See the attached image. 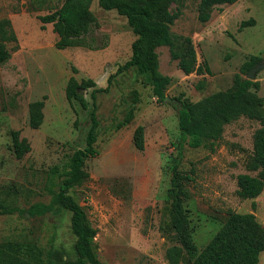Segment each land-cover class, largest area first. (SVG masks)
<instances>
[{"label": "rangeland", "instance_id": "374dc122", "mask_svg": "<svg viewBox=\"0 0 264 264\" xmlns=\"http://www.w3.org/2000/svg\"><path fill=\"white\" fill-rule=\"evenodd\" d=\"M64 1L0 0V20L10 19L18 36L17 42L7 43L12 56L0 67V244L29 245L52 264H75L72 213L56 206L32 216L28 209L51 202L73 154L87 147L95 101L97 154L85 159L88 177L69 193L98 231L95 240L102 262L170 264L167 249L177 240L167 226L166 208L175 164L192 176L185 207L199 251L232 211L253 212L264 227V190L254 199L237 195L238 175L256 174L247 169V162L264 112L249 107L237 116L209 121L210 129L204 124L199 130L198 147L190 145L191 134L183 138L179 120L184 98L215 108L218 101L210 96L232 88L237 75L247 78L245 64L252 56L264 62V0L217 5L207 22L198 18V0L173 5L181 15L172 31L193 39L199 63L207 61L212 72L185 74L170 48L159 47L160 70L172 78L163 102L154 94L148 74L135 66L119 71L131 59L136 35L125 16L105 10L99 0L92 1L97 22L83 42L57 48L53 24L40 17L57 11ZM71 76L96 81L83 90L88 109L67 98ZM255 81L264 98V67ZM41 99L46 103L44 121L32 128L29 105ZM132 108L133 120L122 124ZM138 126L144 127V150L134 143ZM12 131H20L31 143L22 158L14 152ZM259 264H264V252Z\"/></svg>", "mask_w": 264, "mask_h": 264}, {"label": "trees", "instance_id": "16d2710c", "mask_svg": "<svg viewBox=\"0 0 264 264\" xmlns=\"http://www.w3.org/2000/svg\"><path fill=\"white\" fill-rule=\"evenodd\" d=\"M93 0H65L55 12L41 16L44 23H52L58 35L56 46L59 49L79 45L84 36L88 35L96 25V17L91 10ZM239 0H198V18L207 22L217 5L234 4ZM178 0H99V5L105 10H117L125 16L136 35L132 44V56L119 71L132 66L141 73L150 76L153 92L158 101L166 99V90L172 83V78L160 70V59L157 49L168 46L172 59L178 61V66L185 74L193 72L211 73L207 61L199 63L194 41L189 36L177 35L172 26L181 15L179 7L173 5ZM247 22H242V27ZM18 36L8 18L0 20V67L10 60L12 54L7 46L9 42H17ZM261 61V57L252 56L245 64L249 71ZM96 85L94 79L79 81L71 76L66 94L70 101H78L84 109L89 103L83 90ZM202 86L200 85V88ZM259 81H252L237 75L232 88L218 92L209 99H217L215 108L202 107V101L192 103L188 98L181 102L179 110L180 129L183 138L192 135L190 145H201L200 128L209 121L218 120L219 116H237L249 107H254L261 114L264 112V98L258 94ZM95 89L93 99L96 100ZM135 94L137 95L136 91ZM207 99V98H206ZM138 101L136 96L134 102ZM45 99L36 100L29 105L30 126L39 128L44 121ZM97 105L90 112L92 125L87 135V147L78 149L70 159V169L66 178L59 184V190L52 191L50 203L38 202L33 204L28 212L32 216L45 215L52 212L56 206L69 210L72 213V230L77 237L75 248L78 258L75 264H107L99 258L96 235L97 229L88 219L84 208L69 193L74 186L81 185L88 177L84 169L86 158L95 156L97 150L94 144L97 141ZM199 113V114H197ZM134 118L132 108L122 124L130 123ZM197 123H194L196 122ZM210 129V128H209ZM13 149L18 158H22L31 151V143L27 138H21L20 131H12ZM134 143L137 149L145 148V131L138 126L134 133ZM247 169L256 172L240 173L237 177V195L242 199L257 198L264 190V119L254 135V149L247 162ZM192 180L189 173L174 165L171 187L168 190L169 205L167 210V226L175 235L177 244L167 249V258L170 264H259L260 255L264 252V227L253 212H230L227 220L216 232L208 244L201 250L194 240L193 228L185 207L187 184ZM6 210V209H4ZM0 264H52L43 258L41 253L34 252L29 245L16 242L0 244Z\"/></svg>", "mask_w": 264, "mask_h": 264}, {"label": "water", "instance_id": "95a60500", "mask_svg": "<svg viewBox=\"0 0 264 264\" xmlns=\"http://www.w3.org/2000/svg\"><path fill=\"white\" fill-rule=\"evenodd\" d=\"M264 67V62L262 63H257L248 73L247 79L255 81L256 79V74L259 70H261Z\"/></svg>", "mask_w": 264, "mask_h": 264}]
</instances>
